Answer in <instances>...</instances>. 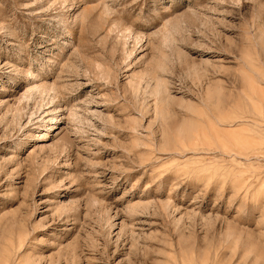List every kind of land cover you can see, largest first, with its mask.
<instances>
[{
	"label": "rangeland",
	"instance_id": "1",
	"mask_svg": "<svg viewBox=\"0 0 264 264\" xmlns=\"http://www.w3.org/2000/svg\"><path fill=\"white\" fill-rule=\"evenodd\" d=\"M262 114L264 0H0V264H264Z\"/></svg>",
	"mask_w": 264,
	"mask_h": 264
},
{
	"label": "bare ground",
	"instance_id": "2",
	"mask_svg": "<svg viewBox=\"0 0 264 264\" xmlns=\"http://www.w3.org/2000/svg\"><path fill=\"white\" fill-rule=\"evenodd\" d=\"M261 101H263V100H261ZM261 110H263V109H261ZM262 113H263V111H262ZM262 116H264V115L262 114ZM263 120H264V118H263Z\"/></svg>",
	"mask_w": 264,
	"mask_h": 264
}]
</instances>
